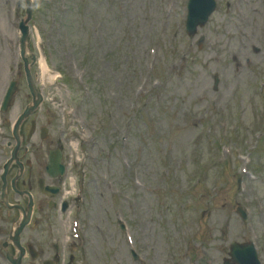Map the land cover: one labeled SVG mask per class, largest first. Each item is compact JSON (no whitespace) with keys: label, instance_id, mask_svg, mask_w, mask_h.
<instances>
[{"label":"rangeland","instance_id":"obj_1","mask_svg":"<svg viewBox=\"0 0 264 264\" xmlns=\"http://www.w3.org/2000/svg\"><path fill=\"white\" fill-rule=\"evenodd\" d=\"M8 25V19L6 16L3 15V22H2V26L7 28Z\"/></svg>","mask_w":264,"mask_h":264}]
</instances>
